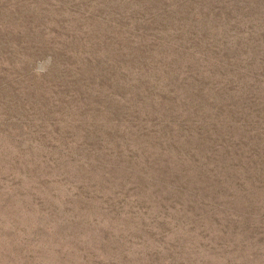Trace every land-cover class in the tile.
I'll list each match as a JSON object with an SVG mask.
<instances>
[{"label":"rangeland","instance_id":"rangeland-1","mask_svg":"<svg viewBox=\"0 0 264 264\" xmlns=\"http://www.w3.org/2000/svg\"><path fill=\"white\" fill-rule=\"evenodd\" d=\"M0 264H264V0H0Z\"/></svg>","mask_w":264,"mask_h":264}]
</instances>
